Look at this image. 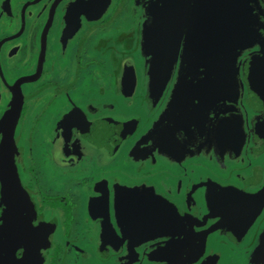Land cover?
I'll return each instance as SVG.
<instances>
[{
	"label": "flooded vegetation",
	"instance_id": "obj_1",
	"mask_svg": "<svg viewBox=\"0 0 264 264\" xmlns=\"http://www.w3.org/2000/svg\"><path fill=\"white\" fill-rule=\"evenodd\" d=\"M152 5L153 0H0L1 126L17 108L11 125L1 128L0 146L9 128L5 158L29 209L28 243L14 245L0 264H27L29 252L31 264H177L190 228L195 243L183 264H264V206L259 216L247 213L241 220L237 214L234 225L226 220L232 212L222 211L229 191L246 198L264 189V90H254L261 76L250 69L264 56V0L254 2L248 37L236 54L239 74L223 80V100L213 102L205 86L195 89L198 100L190 99L192 87L177 97L175 110L190 116L184 118L192 119V128L173 134L168 125L176 157L149 142L147 152L132 160L130 150L162 115L165 125L178 84L187 80L180 77L187 33L169 48L174 63H167L160 40L166 28L152 20ZM126 63L135 70L131 98L122 95ZM154 86L158 94H152ZM109 117L116 127L133 121L135 126L120 150L107 156L103 131L117 133L103 125ZM220 123L221 144L214 139ZM238 130L244 137L240 150ZM125 187H151L166 204L144 205L143 214L133 215L135 200ZM214 192H227L219 208ZM138 197L137 203L146 204ZM5 210L0 199V229Z\"/></svg>",
	"mask_w": 264,
	"mask_h": 264
},
{
	"label": "water",
	"instance_id": "obj_2",
	"mask_svg": "<svg viewBox=\"0 0 264 264\" xmlns=\"http://www.w3.org/2000/svg\"><path fill=\"white\" fill-rule=\"evenodd\" d=\"M193 1L194 0H153V13H151L152 20L154 21L155 19V22L159 21L163 27L166 28L165 33L160 36V40L163 42V47H165L164 51L165 58L168 59L167 63H174L171 60L172 57L168 55L170 50L169 48L174 42H177L179 45L182 42L183 34H185V32L187 33L185 37L184 56L180 71V77H187V80L186 78L182 79L178 84V88L176 89L177 96L174 97V104L170 106L171 109L166 114L167 117L165 125L162 121L164 115H162L160 120L154 123L148 134L146 136H142L137 141L136 145L132 147L130 150V158L132 160L137 157V160H139L141 153L143 151L145 153L147 152L149 142L151 143V146L154 145L160 150L161 148H168L170 156L176 157L178 147L174 145L176 140L174 136H170L171 130L170 128L168 130V125L170 124L174 127L172 129L173 134L178 133V131L182 130V127L185 128V126L188 129L192 128V126H190L192 119L188 122L187 120L189 118H184L188 115L178 114L175 110L176 106H180L179 104H175V102L177 101L178 96L183 95L181 91L184 88L190 89L192 87L193 98L190 99L198 100V97L195 95V89L205 86L206 92H211V94H208V97L213 102H219L223 100V97H221L223 80L226 81L229 77H233L234 80L239 74V71L236 68V54L243 49L241 47L244 45V42L248 37L249 21L252 20L251 12L255 0H195L193 6H196L194 10L196 15H191L190 9ZM23 10H25V8H23ZM22 23L25 25L24 17L22 18ZM196 26H198L197 29L195 28ZM195 35L197 36L196 38ZM20 36L13 37L10 40H5L4 43L13 41ZM175 59L176 56L174 57V60ZM171 68L172 66H169V69ZM250 69L252 74H259L261 76L258 77L261 78V80L258 79L260 82H253L254 90L258 92L262 89L264 90V56L262 55V57L254 59L251 62ZM153 73H159L157 63L155 70L153 68ZM134 74V67L127 65V63L124 64L123 77H121V86L123 90L122 95L128 98H131L132 94L135 92L136 77ZM195 74L198 77L197 81L191 83L188 79L190 77H194ZM216 80L219 82L217 83ZM216 85H218L219 89V96L217 97L213 95L214 86ZM163 86L164 85H162V87ZM152 89L153 88H151V90ZM187 100L188 98H185L181 103L186 105ZM14 107L12 112L9 114L7 123L4 122L5 124L2 126L0 125V134L1 128L11 125L10 123L12 122V119L14 120L17 110V108ZM233 111L235 112L234 114L237 113V110L234 108ZM179 116H181V118H179ZM238 120H241V116L238 117ZM179 123H182L184 126L179 125ZM105 124H110L112 127H115L117 129V133L114 131L115 129L112 131L111 129H107ZM103 125L106 129L102 134V146L106 151L105 155L108 154L107 156H110L111 150H113V153L119 151L127 138H129L132 129L135 126V122H129L124 125L118 124V127H116L115 122L111 123V119L109 117L106 120L104 119ZM238 126L241 127L240 121L238 122ZM93 127L92 132H97L98 129ZM162 127H165L164 131L166 134L164 136H161L159 133ZM219 127L220 128L214 135V139H218L221 144L224 140L221 138L222 123L219 124ZM192 130L197 131L196 128ZM238 132L240 136L238 149L240 150L242 148L244 137L241 130H238ZM167 133L169 134L167 135ZM233 137L230 136L226 138V142L233 140ZM11 140L12 134L11 130L8 128L4 142L2 146H0V199L1 203L5 201L6 208L5 224L0 229V258H2L5 252H9L14 245L23 244L25 241L28 243V239L25 236L27 235L26 211L29 210L28 205L26 204L25 194L21 189L12 162L8 161L9 158H5V153L6 156H10L9 148L11 147ZM139 190L140 189H136V191L140 192ZM229 192V197L227 196V192H220L222 194L214 192L213 197L215 200L212 202L213 204L215 202L216 207L219 208L218 206H223L221 201H219V197L225 198L224 194L227 196L224 200L226 203L223 206L224 208L222 211L232 212L226 217V220H229L230 224L234 225L233 223L237 221V214H240L242 220H244L247 213H251L249 216L254 213H257V216H259V212H261V209L264 206V189L253 197L246 195V198L243 197V192L239 194L233 193L232 190ZM233 195L236 197H232ZM151 204H163L164 206L166 203L154 200L150 202V205ZM215 212H217V210H215ZM207 218H210V216L205 219ZM205 219H203L204 223L206 222ZM203 226L204 225H202V227ZM215 228L216 226L211 227L210 229L214 230ZM208 232L210 231H206V233ZM197 235L199 238L202 236L200 234H196V236ZM193 236V230L190 228V239H188L189 244H187L182 252L181 255L183 256L177 259V264H183L187 259L189 252L192 250V244L195 243L193 242V239H191ZM33 249L34 247L31 251H33ZM33 257V253L29 252L26 263L31 264V259L33 260Z\"/></svg>",
	"mask_w": 264,
	"mask_h": 264
},
{
	"label": "crops",
	"instance_id": "obj_3",
	"mask_svg": "<svg viewBox=\"0 0 264 264\" xmlns=\"http://www.w3.org/2000/svg\"><path fill=\"white\" fill-rule=\"evenodd\" d=\"M158 88L156 86L153 87V89L151 90V92H153L152 94H158ZM125 191L127 192V194H129V197L131 196L134 200H135V206L132 210L133 215H138V214H143V212H145V210L141 209L140 207H143L144 205H150V202L157 200L159 197L157 195L154 194L153 189L151 187H145V188H124ZM127 189V190H126ZM136 189H140L138 191H136ZM139 197H138V196ZM136 197H138V199L141 197V199H145L146 198V204H144V202L142 201L143 204H139L136 202ZM138 208V210H136ZM242 220V218H241Z\"/></svg>",
	"mask_w": 264,
	"mask_h": 264
},
{
	"label": "rangeland",
	"instance_id": "obj_4",
	"mask_svg": "<svg viewBox=\"0 0 264 264\" xmlns=\"http://www.w3.org/2000/svg\"><path fill=\"white\" fill-rule=\"evenodd\" d=\"M70 262H71V259H70ZM70 262H69V263H70ZM70 264H72V263H70Z\"/></svg>",
	"mask_w": 264,
	"mask_h": 264
}]
</instances>
